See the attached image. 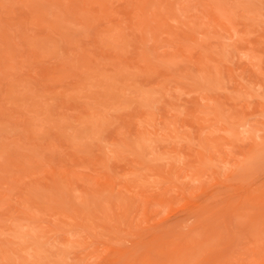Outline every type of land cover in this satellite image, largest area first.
Returning a JSON list of instances; mask_svg holds the SVG:
<instances>
[{
	"label": "rangeland",
	"instance_id": "374dc122",
	"mask_svg": "<svg viewBox=\"0 0 264 264\" xmlns=\"http://www.w3.org/2000/svg\"><path fill=\"white\" fill-rule=\"evenodd\" d=\"M0 264H264V0H0Z\"/></svg>",
	"mask_w": 264,
	"mask_h": 264
}]
</instances>
